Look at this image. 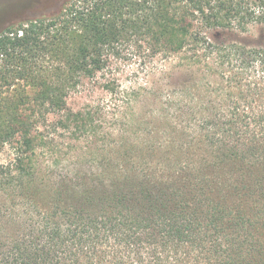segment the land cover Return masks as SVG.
<instances>
[{
	"label": "trees",
	"instance_id": "trees-1",
	"mask_svg": "<svg viewBox=\"0 0 264 264\" xmlns=\"http://www.w3.org/2000/svg\"><path fill=\"white\" fill-rule=\"evenodd\" d=\"M252 24L264 25V0H69L6 27L0 149L14 151L0 162V264H264V47L204 34ZM142 37L155 55L184 53L189 81L155 91L137 134L92 152L84 174L45 172L35 117L65 105L45 58L65 54L75 81Z\"/></svg>",
	"mask_w": 264,
	"mask_h": 264
},
{
	"label": "rangeland",
	"instance_id": "rangeland-1",
	"mask_svg": "<svg viewBox=\"0 0 264 264\" xmlns=\"http://www.w3.org/2000/svg\"><path fill=\"white\" fill-rule=\"evenodd\" d=\"M67 1L0 0V34L11 24L51 16L60 11ZM204 34L217 45L240 43L249 47H264L262 24H252L246 29L209 28L204 30ZM150 45L144 37L130 39L115 54L111 53L103 70L93 77L80 75L75 81L68 77L69 74L66 76V70L59 65L66 61L65 54H59L55 60L45 58L44 66H54V74L49 80L57 81V76L62 77L60 86L65 105L61 110L44 111L45 116L38 114L35 117L36 158L41 169L54 176L84 174L89 167H95L90 164L92 152L100 156L105 143L117 142L123 136L132 138L137 134L134 114L139 113L148 119L155 108V91L173 92L175 86L189 81L191 74L181 63L184 53L155 55ZM21 84L18 89L26 88L33 92L32 85ZM12 90L17 91V88ZM164 102L159 105L161 111L167 108ZM7 106V100H2L0 108ZM36 107L37 111L41 110ZM74 114L86 117L87 126L78 128L72 120ZM13 151L14 147L9 145L1 148L0 162H9Z\"/></svg>",
	"mask_w": 264,
	"mask_h": 264
}]
</instances>
